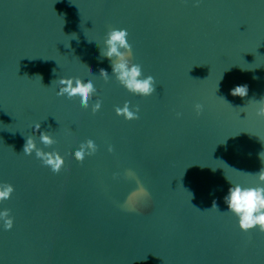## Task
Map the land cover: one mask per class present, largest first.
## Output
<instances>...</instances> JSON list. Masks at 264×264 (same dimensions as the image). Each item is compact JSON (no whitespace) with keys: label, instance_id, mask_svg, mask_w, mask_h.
<instances>
[{"label":"water","instance_id":"obj_1","mask_svg":"<svg viewBox=\"0 0 264 264\" xmlns=\"http://www.w3.org/2000/svg\"><path fill=\"white\" fill-rule=\"evenodd\" d=\"M112 28L128 31L153 95L112 76L100 56ZM73 77L96 87L87 109L57 95ZM243 85L247 96L231 94ZM262 98L264 0H0V184L14 187L0 202L14 218L7 231L0 221V264H264V233L241 231L224 202L232 184L259 183L248 173L264 168ZM126 101L139 119L116 115ZM28 136L65 158L59 174L23 154ZM88 139L98 150L80 163ZM127 170L150 193L135 211Z\"/></svg>","mask_w":264,"mask_h":264},{"label":"clouds","instance_id":"obj_2","mask_svg":"<svg viewBox=\"0 0 264 264\" xmlns=\"http://www.w3.org/2000/svg\"><path fill=\"white\" fill-rule=\"evenodd\" d=\"M198 3L199 0H196V6H198ZM128 35L129 33L126 29H110L106 34L105 49L100 50V56L102 58L107 57L111 61L112 76L127 91L141 97L151 96L156 91V81L151 75L144 77L141 65L132 63L133 52L132 46L128 42ZM100 76L106 83L111 78L106 69H100ZM58 85V96L66 95L68 99L79 97L80 105L84 109L89 107L96 93V87L91 79L85 83L84 80L78 77L61 78L58 80ZM247 93V85L237 86L231 90L232 95L242 98L247 96ZM254 103L257 105L255 115L264 119V98L258 101L254 100ZM101 106L102 101L97 99L95 104L92 105L93 114L99 111ZM203 107L200 103L194 105V110L197 115L203 112ZM139 111V106L132 108L127 101L123 107L115 108L116 115L128 121L139 119ZM179 116H181V113H177V117ZM34 127L39 132L40 142L46 148L56 143V140L48 131H40L39 123ZM97 150L98 146L96 142L93 139H88L80 144L79 148L74 152V157L78 162L83 163L86 157L95 155ZM108 151L111 153L113 148L109 146ZM33 152H35L36 158L41 160L44 166L49 167L54 174H59L65 166V158L58 151H44L37 147L33 136H28L23 147V154L31 155ZM260 159L264 161V152L260 153ZM248 174L255 175L258 178V185L245 187L231 183L232 187L228 189V193L224 197V202L227 204L228 212L237 217L241 231L248 232L258 229L261 233H264V168H261L257 173ZM118 177L119 173L113 176L114 179ZM125 177L136 180V189L129 193L125 201L127 209L129 211H135L138 201L149 197L150 193L132 170H127ZM13 192V185L8 183L0 184V202L10 199ZM212 208L217 209L215 201L213 202ZM0 221H3V227L6 231L13 228L14 218L10 215L9 209L0 211Z\"/></svg>","mask_w":264,"mask_h":264}]
</instances>
